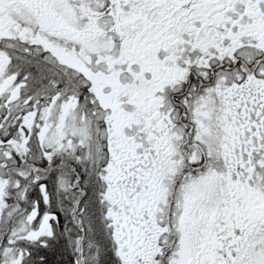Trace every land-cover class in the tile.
Listing matches in <instances>:
<instances>
[{"label":"snow or ice","instance_id":"6c2138e0","mask_svg":"<svg viewBox=\"0 0 264 264\" xmlns=\"http://www.w3.org/2000/svg\"><path fill=\"white\" fill-rule=\"evenodd\" d=\"M0 264H264V0H0Z\"/></svg>","mask_w":264,"mask_h":264}]
</instances>
